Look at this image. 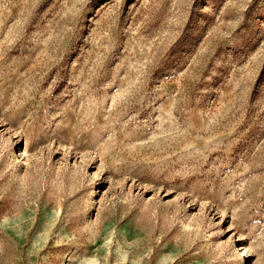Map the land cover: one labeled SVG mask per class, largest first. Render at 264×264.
<instances>
[{
    "label": "rangeland",
    "instance_id": "obj_1",
    "mask_svg": "<svg viewBox=\"0 0 264 264\" xmlns=\"http://www.w3.org/2000/svg\"><path fill=\"white\" fill-rule=\"evenodd\" d=\"M0 264H264V0H0Z\"/></svg>",
    "mask_w": 264,
    "mask_h": 264
}]
</instances>
